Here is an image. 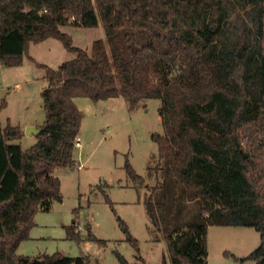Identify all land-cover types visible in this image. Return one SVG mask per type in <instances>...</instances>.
I'll list each match as a JSON object with an SVG mask.
<instances>
[{
  "label": "trees",
  "instance_id": "trees-1",
  "mask_svg": "<svg viewBox=\"0 0 264 264\" xmlns=\"http://www.w3.org/2000/svg\"><path fill=\"white\" fill-rule=\"evenodd\" d=\"M67 25H101L106 36L88 51L74 44ZM50 38L76 56L57 68L37 62L48 85L36 142L27 149L14 143L23 129L0 119V264H89L85 256L17 252L36 214L63 201L55 170L75 165L84 118L76 97H123L130 109L161 100L163 132L152 138L164 180L144 199L167 243L160 264H209L211 225L254 227L261 242L242 259L264 264V147L249 132L247 152L241 136L247 125L264 133V0H0L4 66L33 59L31 44ZM125 168L144 183L128 158ZM188 202L197 207L186 216ZM119 222L140 263L117 251L116 264H148L126 221ZM66 228L68 238L80 239L75 221ZM89 236L106 242L91 227Z\"/></svg>",
  "mask_w": 264,
  "mask_h": 264
},
{
  "label": "rangeland",
  "instance_id": "rangeland-1",
  "mask_svg": "<svg viewBox=\"0 0 264 264\" xmlns=\"http://www.w3.org/2000/svg\"><path fill=\"white\" fill-rule=\"evenodd\" d=\"M62 29L73 36L75 45L88 51H91L95 40L106 36L101 25H68ZM29 53L37 61L54 68L76 56L56 38L33 43ZM37 61L26 56L20 66L6 67L0 64V117L4 123L10 119L13 124L23 126L45 120L42 93L48 81L45 68L39 67ZM75 100L84 112L78 136L80 140L76 139L75 165L72 168L57 167L55 170L61 180L63 201L55 202L49 211L40 210L36 214L39 225L32 228L33 237L36 238L25 242L21 251L30 256L55 253L85 256L89 264H116L118 251L131 263H140L137 257L139 252L126 239L127 235L120 226L119 221L123 219L138 239L140 255L148 264H160L163 256L168 254L167 243L152 223L144 199L150 193L151 186L164 180L163 171L156 168L160 159L158 145L152 138L154 132H163L159 112L161 100L144 99L133 109L123 97L97 103L88 97H77ZM249 132H255L260 140L258 143L264 147L263 129L247 125L241 132L246 151L250 152L247 146ZM30 136L24 135L18 141L24 149L33 145L34 139ZM78 141H81V146ZM127 158L136 171L145 177L144 183L132 181L125 168ZM257 161L260 162V158ZM175 189L178 187L175 186ZM106 195L114 202L113 206L107 202ZM187 206L184 214L189 216L197 204L188 202ZM74 221L80 239L67 236L66 227ZM90 227L98 239L106 242L91 239ZM260 241V232L254 227L211 225L208 232V262L255 264L251 259L242 258L259 246Z\"/></svg>",
  "mask_w": 264,
  "mask_h": 264
},
{
  "label": "crops",
  "instance_id": "crops-1",
  "mask_svg": "<svg viewBox=\"0 0 264 264\" xmlns=\"http://www.w3.org/2000/svg\"><path fill=\"white\" fill-rule=\"evenodd\" d=\"M68 26V25H67ZM66 27V26H65ZM49 40V39H48ZM47 41V40H46ZM45 42V41H44ZM42 43V42H41ZM33 44V43H32ZM32 44H31V46H30V52H31V47H32ZM30 56L33 58V59H31V60H33V61H37L36 60V57L32 54V53H30ZM37 62H39V61H37ZM39 63H42V62H39ZM0 64L2 65V63L0 62ZM45 64V63H44ZM48 81V80H47ZM47 85H48V82H47ZM46 85V86H47ZM75 99H77V97L75 98ZM76 101V100H75ZM0 119H1V117H0ZM1 122H2V124L3 125H7L8 123H10V124H12V125H15V124H13L11 121H10V119H8V121H7V123H4L3 121H2V119H1ZM42 123V122H41ZM41 123H38V122H33V123H26L25 125H21V124H19V126L23 129V131H25V129L27 128V127H29V126H34V127H38ZM16 125H18V124H16ZM24 135H28V136H30L28 133H26L25 132V134ZM24 135H23V137H24ZM22 137V138H23ZM30 137H33V139H34V141H33V144L36 142V140H37V137L35 136H30ZM21 138V139H22ZM20 139V140H21ZM19 140H17L16 141V143H19L18 142ZM21 144V143H20ZM29 148V147H28ZM27 149V148H26ZM55 203V202H54ZM53 203V204H54ZM52 207H53V205H52ZM52 209V208H51ZM36 225L38 226L39 225V223H38V221L36 220ZM210 228V227H209ZM36 238V237H35ZM34 237H33V233H32V230H31V233H30V238L29 239H26V240H24L21 244H20V246H19V248H18V250H17V252H18V254L19 255H23V256H30V255H28V253H24L23 251H21V249H22V247H23V245H24V243L25 242H27V241H32V239H35ZM261 242V241H260ZM40 255H42V254H40ZM40 255H37V256H31V257H38V256H40ZM254 261V263L255 264H257V262L255 261V260H253Z\"/></svg>",
  "mask_w": 264,
  "mask_h": 264
},
{
  "label": "water",
  "instance_id": "water-1",
  "mask_svg": "<svg viewBox=\"0 0 264 264\" xmlns=\"http://www.w3.org/2000/svg\"><path fill=\"white\" fill-rule=\"evenodd\" d=\"M39 132H40L39 127L29 126L26 128V133H32V134L37 135Z\"/></svg>",
  "mask_w": 264,
  "mask_h": 264
},
{
  "label": "built area",
  "instance_id": "built-area-1",
  "mask_svg": "<svg viewBox=\"0 0 264 264\" xmlns=\"http://www.w3.org/2000/svg\"><path fill=\"white\" fill-rule=\"evenodd\" d=\"M77 139L80 140V138L78 137ZM78 145L81 146V141H78Z\"/></svg>",
  "mask_w": 264,
  "mask_h": 264
}]
</instances>
